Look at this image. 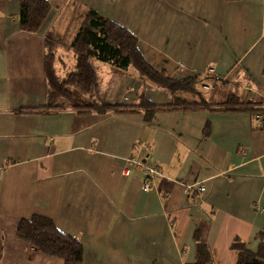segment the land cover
Segmentation results:
<instances>
[{
  "label": "crops",
  "instance_id": "crops-1",
  "mask_svg": "<svg viewBox=\"0 0 264 264\" xmlns=\"http://www.w3.org/2000/svg\"><path fill=\"white\" fill-rule=\"evenodd\" d=\"M46 1L48 19L30 34L19 30V0H0V264H64L16 238L19 220L34 216L78 239L84 264H194L195 232L211 264L236 263L234 239L255 250L264 230L263 111L165 110L147 122L142 111L25 110L59 103L44 40L58 44L55 70L64 74L63 54L91 8L137 37L150 67L199 81L207 102L234 94L264 110V0ZM107 68L98 90L112 103L171 100L133 68L117 79ZM146 157L160 176L143 192L134 163Z\"/></svg>",
  "mask_w": 264,
  "mask_h": 264
},
{
  "label": "trees",
  "instance_id": "trees-1",
  "mask_svg": "<svg viewBox=\"0 0 264 264\" xmlns=\"http://www.w3.org/2000/svg\"><path fill=\"white\" fill-rule=\"evenodd\" d=\"M239 1V0H232ZM19 30L34 34L40 31L51 11L46 0H19ZM73 37L68 50L73 55V67L64 74L55 70L58 56V44L49 37L45 38V75L50 91L60 99L58 104H48L44 109H29L25 113H37L38 110L74 109L79 113H136L143 112L149 122L156 112L162 111H247L253 116L264 112L257 103H243L233 94L222 101L207 102L196 91L195 78L171 79L166 72L150 67L143 58L138 39L129 30L120 26L95 9H89ZM93 61L108 64L120 71L133 68L146 81L153 83L161 91L170 95L171 100L164 105L152 104L144 94L136 104L112 103L99 94L98 74ZM179 94L197 96V101H190ZM208 133V127L205 129ZM16 238L26 242L35 251L56 256L64 260V264H84L83 247L78 239L57 231L56 226L48 218L31 217L21 219L17 224ZM196 242L194 264H211L212 254L206 244L201 242L199 233L195 232ZM257 241L255 250L246 243L234 239L231 249L237 253L235 264H264V230L254 237ZM0 247V256H1Z\"/></svg>",
  "mask_w": 264,
  "mask_h": 264
},
{
  "label": "built area",
  "instance_id": "built-area-1",
  "mask_svg": "<svg viewBox=\"0 0 264 264\" xmlns=\"http://www.w3.org/2000/svg\"><path fill=\"white\" fill-rule=\"evenodd\" d=\"M212 79L215 82H221V80H222L218 76H213ZM203 89L207 90L208 87L207 86H203ZM147 159H148V157H146L144 159L143 163H141V162H135L134 163V164H136V167L142 171L143 175H145L144 182H143V185H142L143 192L149 191L152 188L151 185L153 184V181H155L156 178H158L160 176L157 163H153V162L145 163V161ZM129 163L132 165L133 161L130 160ZM128 174H129V168L125 167L122 170V175L123 176H127ZM193 187H195V185L191 184L187 188H188V190H191V189H193ZM197 191L199 193H203L205 191L204 185H202L199 188H197ZM261 210H262V208L261 209L257 208V211L261 212Z\"/></svg>",
  "mask_w": 264,
  "mask_h": 264
},
{
  "label": "rangeland",
  "instance_id": "rangeland-1",
  "mask_svg": "<svg viewBox=\"0 0 264 264\" xmlns=\"http://www.w3.org/2000/svg\"><path fill=\"white\" fill-rule=\"evenodd\" d=\"M63 56H64V63H65V65H63V66H61L62 67V69L63 70H65V71H69L70 69H72V67H73V65H74V63H73V55H72V52H65L64 54H63ZM93 64L95 65V67L97 68V73H98V77H99V79H103L104 78V80H105V74L103 73V69L104 70H107L108 68L107 67H109V68H111L112 69V71H113V74H110V73H108L107 74V76H108V78H111L112 77V79L115 77V79H117L119 76L118 75H120L121 74V72H120V70L119 69H115V68H113L112 66H110V65H108V64H103V63H101V62H98V61H93ZM104 66V67H103ZM132 71H133V69H131ZM108 71V70H107ZM61 73H63L64 71H60ZM106 76V77H107ZM196 91L199 93V94H201V95H204V94H206V92H204V90H202L201 89V87H200V83H199V81H198V83H196ZM191 96H193V95H191ZM190 96V98H189V100L190 101H192L196 96H193V97H191ZM198 99H196V101H197ZM58 101H59V103H60V99H58Z\"/></svg>",
  "mask_w": 264,
  "mask_h": 264
}]
</instances>
